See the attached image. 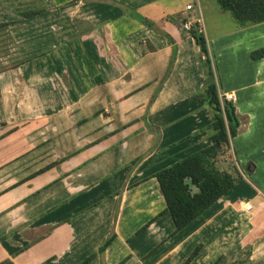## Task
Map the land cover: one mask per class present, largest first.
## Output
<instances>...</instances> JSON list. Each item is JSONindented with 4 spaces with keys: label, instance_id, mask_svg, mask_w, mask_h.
<instances>
[{
    "label": "crops",
    "instance_id": "1",
    "mask_svg": "<svg viewBox=\"0 0 264 264\" xmlns=\"http://www.w3.org/2000/svg\"><path fill=\"white\" fill-rule=\"evenodd\" d=\"M193 1L0 0V264H185L197 247L187 264H264V22L203 16L239 123L217 167L241 177L178 229L167 207L164 171L214 121L180 28Z\"/></svg>",
    "mask_w": 264,
    "mask_h": 264
},
{
    "label": "trees",
    "instance_id": "2",
    "mask_svg": "<svg viewBox=\"0 0 264 264\" xmlns=\"http://www.w3.org/2000/svg\"><path fill=\"white\" fill-rule=\"evenodd\" d=\"M216 3L219 10L228 13L239 28L264 22V0H216ZM35 13L28 12L23 16L29 17ZM141 20L151 26L150 22ZM1 27L6 25H0ZM186 35L194 39L205 56L202 68L207 80L196 97L209 107L214 121L208 127L211 144L164 171L166 174L164 177L170 180L165 184L167 207L170 210L177 209L174 216L177 229L226 194L241 177L234 166L232 167L234 174L220 171L217 167L220 157H224L229 152L230 139L237 134L239 123L235 108L232 102L225 100L221 102L218 97L214 61L210 56L205 37L193 30ZM249 57L252 61L264 58V47L251 51ZM179 192L181 195L178 194ZM110 240L111 238L104 243L100 251L105 249ZM198 250L199 247L192 252L185 264L197 254Z\"/></svg>",
    "mask_w": 264,
    "mask_h": 264
},
{
    "label": "built area",
    "instance_id": "3",
    "mask_svg": "<svg viewBox=\"0 0 264 264\" xmlns=\"http://www.w3.org/2000/svg\"><path fill=\"white\" fill-rule=\"evenodd\" d=\"M185 11L188 12L186 16L182 17V21L180 22V28L183 32L189 33L192 30L198 34L205 35V29L203 24V16L202 11L199 5L198 0H194L190 4L185 6ZM220 101H228L232 102V95H222L218 94ZM250 209V205L246 207V210Z\"/></svg>",
    "mask_w": 264,
    "mask_h": 264
},
{
    "label": "rangeland",
    "instance_id": "4",
    "mask_svg": "<svg viewBox=\"0 0 264 264\" xmlns=\"http://www.w3.org/2000/svg\"><path fill=\"white\" fill-rule=\"evenodd\" d=\"M199 1V5L202 11V16H204V18L207 16V18H212L213 15H216L217 13H221L222 11L219 10L216 0H201L202 3ZM226 16H228L229 18L230 15L228 13L223 12ZM213 61V60H212ZM229 157H230V152L228 153ZM233 164V161H232ZM234 166V164L232 165ZM225 168H223L224 170Z\"/></svg>",
    "mask_w": 264,
    "mask_h": 264
}]
</instances>
